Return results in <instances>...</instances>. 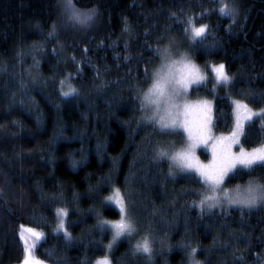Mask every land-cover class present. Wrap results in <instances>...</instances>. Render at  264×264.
<instances>
[{
	"label": "trees",
	"instance_id": "trees-1",
	"mask_svg": "<svg viewBox=\"0 0 264 264\" xmlns=\"http://www.w3.org/2000/svg\"><path fill=\"white\" fill-rule=\"evenodd\" d=\"M64 3L0 0V264H21V225L45 232L35 249L44 264L103 256L189 264L191 248L201 264H264V205L202 211L199 177L170 175L167 160L153 161L167 136L141 119L138 98L156 49L191 17L208 26L193 44L194 61L221 62L232 77L227 94L214 97L213 129H231L232 97L264 108V0H72L81 12L95 9L87 26L70 21ZM222 3L235 6L234 17L220 14ZM65 78L76 89L69 96ZM262 120L245 124L243 147L264 143ZM230 176L227 189L264 184V165ZM116 189L130 202L132 236L148 238L151 255L124 237L107 247L112 231L102 225L120 217L108 200ZM61 207L71 239L52 231Z\"/></svg>",
	"mask_w": 264,
	"mask_h": 264
},
{
	"label": "snow or ice",
	"instance_id": "snow-or-ice-1",
	"mask_svg": "<svg viewBox=\"0 0 264 264\" xmlns=\"http://www.w3.org/2000/svg\"><path fill=\"white\" fill-rule=\"evenodd\" d=\"M64 8L68 13V19L82 26L90 24L96 15L95 9L81 12L72 0H65ZM219 12L221 15L234 17L236 8L222 3ZM187 24L188 28L185 31L190 32L193 40L203 37L208 27L203 24L197 27L191 17L188 18ZM156 53L160 59V66L150 74L146 70L151 83L146 91L138 92L140 110L144 113L141 119L164 134L178 135L182 138L179 146L173 141L167 147L156 149V157L169 162L170 175L179 171L187 174L195 173L199 177L204 191L199 194L197 206L202 211L204 208L212 209L224 204L241 208L264 205V184H259L255 180H249L244 186L236 185L234 189L223 187L226 178H231L230 174L235 175L240 169L254 170L257 164L264 165V143L250 151L242 146L239 152L232 151L233 146L239 145L241 137L245 135V124L252 121L254 117H264V109L254 111L247 103L240 100L234 101L235 123L230 133L227 136L214 135L211 102L208 100L193 102L187 98L193 85L207 82L206 74L188 54H179L176 58L169 48L156 49ZM212 72L217 83L225 87L231 84L232 77L226 72L224 64L213 65ZM61 83L64 82L61 81ZM75 92L76 89L69 85V90L62 94L69 96ZM261 126L264 127V120ZM201 146L211 147L212 160L207 164L201 162L196 156V149ZM108 199L115 200V203L120 205L121 214L119 221H105L102 225L108 226L113 232L112 242L107 246L110 249L112 243L121 237L134 235L136 228L130 219L127 204L120 195L119 189L115 190L114 197ZM67 215L66 209H57V216L60 217L57 231H63L65 237L71 239L63 221V217ZM21 229L20 237L24 242V256L21 264H43V261L35 255L36 242L43 238V234L35 228H25L24 225H21ZM134 251L151 255L150 240L144 238L138 241ZM196 253L197 248H191L190 264H200V261L194 259ZM97 264H110V261L105 256L98 260Z\"/></svg>",
	"mask_w": 264,
	"mask_h": 264
},
{
	"label": "rangeland",
	"instance_id": "rangeland-1",
	"mask_svg": "<svg viewBox=\"0 0 264 264\" xmlns=\"http://www.w3.org/2000/svg\"><path fill=\"white\" fill-rule=\"evenodd\" d=\"M197 27H199L200 25H197V24H195ZM203 25H206V24H203ZM186 28H188V24H187V27ZM185 28V29H186ZM198 39V38H197ZM196 39V40H197ZM196 40H193V38L191 37V34H190V32H186V31H184V33L183 34H181V35H178V36H171V37H169L168 39H167V41L164 43V45L161 47V49H164V48H169L170 50H171V52H172V54H173V56L174 57H176V58H178V56H179V54H188L190 57H191V59L194 61V59H193V56H192V47H193V44L196 42ZM195 62V61H194ZM200 68H201V70L206 74V76H207V82L206 83H202V84H200V85H193L192 86V88L189 90V93H188V99L190 100V101H193V102H195V101H198V100H208V101H210L211 102V104H212V116H213V106H214V97L215 96H217V95H219V94H227V89H228V86L227 87H225L224 85H222V84H219V83H217L216 82V80H215V76H214V73L212 72V66L213 65H219V64H223V63H221V62H218V63H208V64H198L197 62H195ZM160 66V59H159V61H158V63H157V66H155V68H154V70L155 69H157L158 67ZM153 70V71H154ZM25 73H28V68H25ZM28 76H33V74H32V71H30L29 73H28ZM63 87H64V89L66 90V91H68L69 90V85H71V83H70V80H69V78H65V80H63ZM150 83H151V80L149 81V83L142 89V90H147V88H148V86L150 85ZM205 89H208L209 91H211V95H209V94H207V92L205 91ZM230 100H231V103H232V115H233V123H232V127L234 126V123H235V112H234V104H233V102L234 101H236V100H240V99H237V98H234V97H232V98H230ZM240 101H242V102H244V103H246L245 101H243V100H240ZM249 105V104H248ZM249 107L251 108V109H253L254 111H260L261 109H264V108H260V109H257V108H253L252 106H250L249 105ZM143 115H144V113H143ZM142 115V116H143ZM255 118V117H254ZM144 121V120H143ZM232 127H231V129H232ZM231 129L229 130V131H227V132H216L214 129H213V134L214 135H216V136H220L221 134H223V135H225V136H227L229 133H230V131H231ZM166 136H167V141L166 142H162V141H157V146H156V149H158L159 147H158V143H162V144H159V145H161V147H167L168 145H169V143L170 142H176V144L179 146L181 143H182V138H181V136H178V135H176V136H173V135H167L166 134ZM242 145H241V141H240V144L239 145H234L233 146V148H232V151L233 152H239V150H240V147H241ZM259 146V145H258ZM258 146H255V147H258ZM243 147V146H242ZM255 147H252V148H245V147H243V148H245L246 150H251V149H253V148H255ZM205 152L206 153V157H203L202 156V154H201V152ZM154 155H155V157H153V161H157V157H156V152L154 153ZM196 156L199 158V160L201 161V162H203V163H205V164H207V163H209L211 160H212V150H211V147L209 146V147H204V146H201V147H199V148H197L196 149ZM176 174H178V173H181V172H179V171H176L175 172ZM195 174V173H194ZM196 175V174H195ZM248 183V182H247ZM246 183V184H247ZM246 184H243V185H241V186H244V185H246ZM223 187H225V188H227L226 186H225V184L223 185ZM114 195H115V193H112V194H110V196L109 197H114ZM120 195L124 198V197H126V193H120ZM108 197V198H109ZM109 200V199H108ZM110 202H111V204H113L118 210H119V214H120V205H118V204H116L115 203V200H109ZM124 201H125V203L127 204V207H128V210H129V213H130V219L133 221V219H132V213H131V211H130V208H129V205H130V202H129V200H127L126 198H124ZM225 205H227V204H224V205H222V206H225ZM229 206V205H228ZM218 207H221V206H218ZM62 208V207H61ZM58 209H60V208H58ZM121 219V214H120V217H119V219L118 220H115V221H119ZM59 220H60V217H58L57 216V222H56V225L54 226V228L52 229V231H55V232H60V233H63L64 234V232L63 231H57V227H58V224H59ZM63 221H64V224H65V217H63ZM115 221H113V222H115ZM133 223H134V221H133ZM65 226V225H64ZM38 232H41L42 234H43V236H44V234H45V232L43 231V230H41V229H37V228H35ZM111 230V229H110ZM112 231V230H111ZM68 232V231H67ZM112 237H113V232H112ZM124 238H127L129 241L131 240V239H133V240H136V238L135 237H133V236H124ZM142 239L141 238H139L138 240H136V243L138 242V241H141ZM110 242H112V238H111V241ZM109 242V243H110ZM116 242V241H115ZM114 242V243H115ZM132 242V241H131ZM30 243H31V241H30ZM136 243L134 244L133 242H132V244H131V247H133L134 248V246L136 245ZM112 245H114L113 243H112ZM105 256H103V257H99V258H96L94 261H93V264H97V261L98 260H100V259H103ZM107 258H108V260L110 261V264H112V262H111V260H110V258L108 257V256H106ZM188 257H189V255H188ZM39 259V258H38ZM189 259V258H188ZM194 259L195 260H197L195 257H194ZM42 261V260H41ZM199 261V260H198ZM188 262H189V264H190V260H188ZM43 264H44V262H43ZM200 264H201V262H200Z\"/></svg>",
	"mask_w": 264,
	"mask_h": 264
}]
</instances>
